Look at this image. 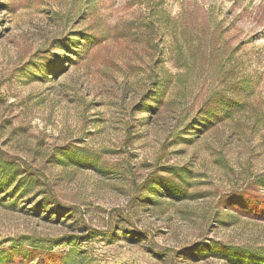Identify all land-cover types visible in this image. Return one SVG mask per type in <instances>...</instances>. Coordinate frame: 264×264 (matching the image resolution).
Here are the masks:
<instances>
[{"label": "rangeland", "instance_id": "rangeland-1", "mask_svg": "<svg viewBox=\"0 0 264 264\" xmlns=\"http://www.w3.org/2000/svg\"><path fill=\"white\" fill-rule=\"evenodd\" d=\"M230 248L264 251V0H0V264Z\"/></svg>", "mask_w": 264, "mask_h": 264}, {"label": "trees", "instance_id": "trees-1", "mask_svg": "<svg viewBox=\"0 0 264 264\" xmlns=\"http://www.w3.org/2000/svg\"><path fill=\"white\" fill-rule=\"evenodd\" d=\"M95 237L94 233L87 232V235H64L59 238L42 240V242H48L51 247H58L64 244L74 243L76 241H90ZM18 241V240H16ZM13 241L15 245H18V242ZM34 243H36L34 241ZM228 251L231 253L230 260L231 262H236L239 259L247 261L249 264H264V251L258 252L250 249H239V248H230Z\"/></svg>", "mask_w": 264, "mask_h": 264}]
</instances>
